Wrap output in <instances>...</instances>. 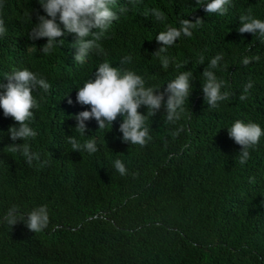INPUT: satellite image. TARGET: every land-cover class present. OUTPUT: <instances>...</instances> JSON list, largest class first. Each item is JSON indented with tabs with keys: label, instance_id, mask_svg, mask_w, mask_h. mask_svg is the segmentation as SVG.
Returning a JSON list of instances; mask_svg holds the SVG:
<instances>
[{
	"label": "trees",
	"instance_id": "1",
	"mask_svg": "<svg viewBox=\"0 0 264 264\" xmlns=\"http://www.w3.org/2000/svg\"><path fill=\"white\" fill-rule=\"evenodd\" d=\"M3 4L0 18L7 31L0 38V83L13 69L28 68L51 88L33 92L39 107L29 124L37 136L27 142L40 160L32 165L7 151L13 143L7 129L15 121L0 110V217L13 205L24 213L46 205L49 216L48 227L38 233L23 223L11 230L0 224V264H264V136L240 164V146L227 134L237 119L264 129V44L251 33H238L239 16L248 10L264 20V0H232L224 16L207 14L195 0H141L113 22L110 39L101 41L113 66L131 54L133 61L125 67L142 75L147 86L193 72L185 114L168 124L162 107L147 121L152 140L145 147L121 141L119 116L105 129H98L94 119L85 121L84 136L75 130L72 116L90 110L76 103V88L105 57L91 54L85 64L75 62L74 34L59 38L64 46L43 55L39 49L46 39L27 38L36 23L35 12L31 20L27 14L39 10L37 0ZM150 8L164 12L166 22L145 16ZM196 18L203 25L167 52L176 62L189 63L162 69L152 55L161 47L155 35L166 26L178 27L181 19ZM220 53L223 59L214 71L225 82L222 90L234 95L213 109L203 99L201 74ZM200 54L205 63L198 65ZM245 55L260 59L243 66ZM248 81L253 87L241 101ZM139 111L146 113L143 106ZM180 127L183 131L173 136ZM70 135L81 143L95 139L99 150L73 151L65 139ZM116 159L127 175L115 170Z\"/></svg>",
	"mask_w": 264,
	"mask_h": 264
},
{
	"label": "clouds",
	"instance_id": "2",
	"mask_svg": "<svg viewBox=\"0 0 264 264\" xmlns=\"http://www.w3.org/2000/svg\"><path fill=\"white\" fill-rule=\"evenodd\" d=\"M195 2L201 4V0ZM37 3L39 10L31 9L27 14L31 20V14L35 12L36 19V23H32L27 33V38L33 42L46 39V43L39 49L43 55H51L56 48L64 46V40L59 38L66 34H74L75 40L71 47L75 49L73 57L75 62L85 64L91 54L105 57L82 86L76 88V103L90 109L72 116L71 119L76 121L75 130L78 133L84 136L87 130L85 121L94 119L98 129H105L109 125L112 127L119 116L118 131L122 133L121 141L145 147L152 140L151 128L147 121L162 107L166 123L176 124L182 118L186 111L185 102L189 101L192 92L191 81L194 78L192 71L178 72L174 79L165 84L166 86H147L142 75L125 67L133 61L131 54L122 56L118 66H113L106 59L108 52L101 41L110 39L109 31L113 22L130 11L129 4L137 6L141 0H127L125 4H119L118 0H37ZM231 5L232 0H206L201 4L207 14L220 16L226 15ZM3 6V0H0V8ZM40 10L44 14H40ZM148 15L160 23H165L167 19L164 12L158 8L148 9L145 16ZM203 22L201 18H196L194 22L181 19L178 27L166 26L155 35V40L161 47L152 55L159 60L162 69L167 70L173 65L176 69L185 68L189 62H176L174 57L167 54L168 48L174 46L182 36L191 37L192 30L202 26ZM239 25L238 33H251L264 44V20L256 18L251 10L239 16ZM6 31L5 22L0 18V38L5 36ZM222 59V53L211 58L201 74L204 79L201 86L203 99L213 109L219 106V102L229 100L234 95L231 91L222 90L226 87L225 82L215 74L214 70L219 67ZM259 59L258 55L251 57L245 55L240 63L248 66ZM204 63L205 57L200 54L198 65ZM4 79L7 82L0 83V110L4 117H11L15 121V124L7 129V135L13 143L6 148L10 153H19L29 165H32L33 161L40 160V154L33 152L30 143L27 142L37 136V132L29 124L34 119L33 109L39 107L33 92L42 89L48 93L51 85L46 78L28 68L13 69L5 74ZM252 87L253 82L248 81L243 88V94L238 97L239 100H247ZM67 102L72 104L73 101L68 99ZM142 106L146 109L144 114L139 111ZM181 131L182 127L177 128L172 135L178 136ZM227 134L240 146L239 163L245 164L250 157V149L257 146L260 138L264 136V129L257 123L237 119L227 128ZM65 139L76 152L86 151L91 155L99 150L95 139H86L83 143L72 135ZM17 140L23 142L17 144L15 143ZM46 163L47 161L42 162ZM114 168L121 176L128 173L120 159L114 161ZM17 223H23L32 233L43 231L49 224L47 206L41 205L24 213L18 206L13 205L0 217V224H6L10 230Z\"/></svg>",
	"mask_w": 264,
	"mask_h": 264
}]
</instances>
